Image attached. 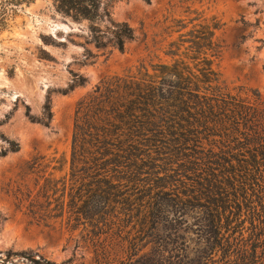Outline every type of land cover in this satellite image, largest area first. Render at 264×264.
I'll return each instance as SVG.
<instances>
[{"label": "trees", "instance_id": "obj_1", "mask_svg": "<svg viewBox=\"0 0 264 264\" xmlns=\"http://www.w3.org/2000/svg\"><path fill=\"white\" fill-rule=\"evenodd\" d=\"M105 1L56 5L92 24L97 49L124 52L135 31L114 21ZM33 2L0 0V32ZM199 27L183 41L194 68L185 59L154 74L140 66L78 101L69 160L27 161L10 190L17 211L32 223L80 231L98 264H264V102L258 91L233 96L223 87L214 68L222 26L213 18ZM74 77L69 91L87 82ZM52 105L48 97L31 120L50 126ZM19 150L10 142V152ZM19 262L57 264L34 251L0 256V264Z\"/></svg>", "mask_w": 264, "mask_h": 264}, {"label": "rangeland", "instance_id": "obj_2", "mask_svg": "<svg viewBox=\"0 0 264 264\" xmlns=\"http://www.w3.org/2000/svg\"><path fill=\"white\" fill-rule=\"evenodd\" d=\"M105 7L115 22L135 31L124 52L97 49L92 24L59 13L56 0H34L0 32V256L8 250L34 251L57 264H98L80 231L71 232L60 222L32 223L16 210L10 190L19 185L22 167L34 156L69 160L76 105L103 79L140 66L154 74L158 66L180 59L194 68L190 44L183 41L215 18L222 26L216 33L222 53L214 68L223 87L233 96L254 97L258 91L264 102V0H106ZM74 75L87 82L69 91ZM48 97L54 117L47 127L31 116H41ZM10 142L20 150L10 152ZM67 170L68 164L56 175ZM193 224L190 219L188 228Z\"/></svg>", "mask_w": 264, "mask_h": 264}]
</instances>
